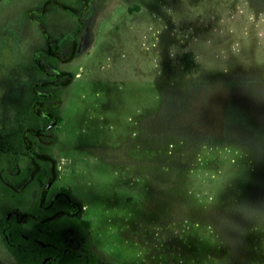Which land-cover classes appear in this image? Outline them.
<instances>
[{"label": "rangeland", "instance_id": "1", "mask_svg": "<svg viewBox=\"0 0 264 264\" xmlns=\"http://www.w3.org/2000/svg\"><path fill=\"white\" fill-rule=\"evenodd\" d=\"M56 71L59 185L105 262L264 264V0H0V139Z\"/></svg>", "mask_w": 264, "mask_h": 264}, {"label": "flooded vegetation", "instance_id": "2", "mask_svg": "<svg viewBox=\"0 0 264 264\" xmlns=\"http://www.w3.org/2000/svg\"><path fill=\"white\" fill-rule=\"evenodd\" d=\"M63 46L76 54V41L64 42ZM60 72L50 75L55 76ZM43 82L38 87H31L34 99H31L28 107L35 105V99L47 87L56 91L67 87L61 83L45 85ZM28 114V110L21 112L16 120L18 125L14 122V127L1 136L0 195L21 191L26 203L39 210L26 211V208L13 207L0 216V222L6 226L14 220L19 225L18 236H14L15 232L8 231L7 227H0V238L6 251L18 264H109L100 257V245L90 233L91 224L84 219L83 203L72 188L59 185L60 172L54 155L57 140L53 130L59 124V119L43 113V118L38 122ZM23 122L24 127L21 126ZM25 123L43 127L41 134H35L38 141L33 146L28 143L30 146L27 144V147L24 143ZM20 134L21 141L12 143L11 137H20ZM32 155L49 161V164L35 163ZM15 158L17 163H14ZM6 159L11 162V173L16 184L7 179L9 170L4 167Z\"/></svg>", "mask_w": 264, "mask_h": 264}, {"label": "trees", "instance_id": "3", "mask_svg": "<svg viewBox=\"0 0 264 264\" xmlns=\"http://www.w3.org/2000/svg\"><path fill=\"white\" fill-rule=\"evenodd\" d=\"M54 4L60 7L62 10H69V7H67L65 4H62L57 1H47L46 5ZM46 5H44L41 9V13L46 14ZM73 12H76V10L72 9ZM46 52L50 54L51 60L52 61H57L58 57L66 58L64 62H70L73 60L75 56V51L70 52L66 49V47L58 46L55 45V47H49ZM68 56V57H66ZM69 60V61H68ZM54 79L47 78L46 81L43 83L45 85L49 84H64L65 86H69L72 83V80L74 78V75L72 73L68 72H60L59 74H56L54 76ZM46 91L42 93L41 95H38L37 98L35 99V105L30 107V112L31 115L34 116V119L38 122L41 121L43 118L42 115L43 113H48L51 117L59 118V109L62 103V98L58 94V91L52 90L51 87H47L45 89ZM38 125H35L34 123H25V128H24V143L27 144L31 143L32 146L37 140V135L35 134H41L43 131V127H37ZM28 146H30L28 144ZM27 146V147H28ZM34 159L35 163L38 164H49V161L44 160V159H37L34 155L31 156ZM39 209L36 208H29L26 209V211H38ZM0 227L4 229V227H7L8 231H14V236H18V231H19V225L17 224V221H10L9 226H6L4 223L0 222ZM15 254H17V251L14 250Z\"/></svg>", "mask_w": 264, "mask_h": 264}]
</instances>
